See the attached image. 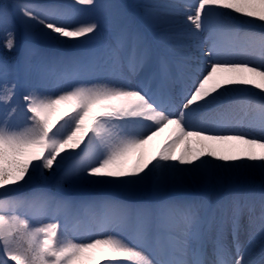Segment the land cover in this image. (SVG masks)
Instances as JSON below:
<instances>
[{
	"label": "snow or ice",
	"instance_id": "6c2138e0",
	"mask_svg": "<svg viewBox=\"0 0 264 264\" xmlns=\"http://www.w3.org/2000/svg\"><path fill=\"white\" fill-rule=\"evenodd\" d=\"M16 7L28 29L41 37L70 48L94 46L49 62L73 69L58 93L34 88L23 95L21 106L16 82L0 83V105L5 107L0 114V264H100L97 251L105 264H249L245 256L264 237V194L258 215L250 195L218 201L204 216L195 203L169 199L147 206L93 202L87 206L96 209L100 232L71 239L66 224L45 220L53 203L57 210H70L77 202L55 201L42 193L11 197L43 176L44 169L61 170L69 162L64 177L73 187L128 194L254 171L264 176V32L244 30L257 21L264 29V0H198L186 17L192 27L168 37L191 41L172 46L185 54L177 59L162 55L154 65L151 45L127 26L114 40H100L104 13L99 10L108 6L96 0L65 5L19 0ZM156 7L147 6L146 18L158 26ZM203 32L208 35L201 39ZM231 37H243L259 58H241V51L225 42ZM15 47V32L5 30L4 48ZM30 55V49L22 54L26 65ZM13 73V65L0 56V75ZM140 73L143 77L134 82ZM237 100L253 107L259 118L246 127L196 119ZM61 105L68 110L53 120ZM165 130H170L168 138L148 158L145 146ZM245 212L248 235L241 241ZM130 222L129 234L120 235ZM193 239L199 240L196 250ZM252 264H264V256Z\"/></svg>",
	"mask_w": 264,
	"mask_h": 264
},
{
	"label": "bare ground",
	"instance_id": "6f19581e",
	"mask_svg": "<svg viewBox=\"0 0 264 264\" xmlns=\"http://www.w3.org/2000/svg\"><path fill=\"white\" fill-rule=\"evenodd\" d=\"M65 1L70 2V0H31V2H35V3H39L43 5H46L47 3H51L52 5H65L67 4ZM120 1L121 0H106L107 3L105 5H107L108 8L106 9L101 8L99 10L103 12L104 15H106V18L108 21L105 27H101V30L99 33V38L101 41L114 40L116 36L114 38L109 37V34L111 32H116L117 34V32L122 26H127L129 30L132 31L133 33L139 32L141 34L142 32H141V29L138 27V24L133 23L134 19H137L138 21L141 22V24L145 26V29L143 30L142 35L145 39L149 38L151 42L150 45L152 49L154 50V52H157L160 55H169V56L171 55L173 59H177L180 56L185 54L181 50L175 49L172 46L176 44H180V43H191V41L169 39L168 37L178 32H187V30L192 27L190 25V22H187L186 17L188 14H191L192 12H194V8H195V5L198 3V0H193V1H189V0H127L128 8L130 9V13H131L130 15L124 12L125 6L121 5L122 9L118 7L119 4H124V2H120ZM18 2L19 0H8L7 3L10 7L9 9L11 10L13 17L15 18V23H17V25L28 35V38L26 39L27 41L36 42V43L43 44V45L49 44L44 47L47 49L49 48L54 49V45H55L59 48L57 52L60 57L80 55V54H83L87 49L94 46L90 44V45H84L83 47H80V48H70L62 44H55L41 37L40 35L34 33L33 31L28 29L25 18L19 14V10L16 7V4ZM96 2L97 4H99V3L105 2V0H96ZM148 5L157 6L154 9V11L161 19V22L159 23L158 26L149 23L146 18V8ZM188 5H191L192 7L189 8L187 7ZM232 15L235 16L236 14L232 13ZM240 19L243 21V20H247L248 18L241 17ZM259 25H260L259 21H257L255 25H244V30L252 31L255 33L264 32V29H262ZM144 32L146 34H144ZM207 35H208L207 32H203L200 34V38L204 39L205 37H207ZM50 42L52 44H50ZM243 43L245 44V41ZM204 47L206 50L208 45L205 44ZM191 51L194 54L199 55L198 50H196L195 48L191 49ZM250 51H253V50L247 43V45H245V47L241 50V54H242L241 58L250 59L248 55ZM52 58L54 59V57ZM19 68H20L19 65H17V67H14V72L15 71L18 72L15 78H16L17 88L19 89V91H21L20 87L34 85L36 82L34 80L27 79V76L24 75V70L22 66H21L22 69H19ZM69 69H71V67ZM64 72L65 71H62L61 69V73L57 76L58 77L57 80L59 81L54 90L49 91L47 89V92L46 91H41V92H43L44 94H50L53 91H56L57 93L59 91H63L66 86L67 80L71 78L73 71L66 73V74ZM134 78H136V76L132 78L133 81H134ZM178 86L180 90L181 85L179 84V82H178ZM252 91L258 92V90L256 89H253ZM225 105L213 111L200 113L196 116V119L200 120V119H203L205 116L210 115L211 113H216L220 111L221 109H223ZM67 110H68L67 105L59 106V110L53 114V120H57ZM240 112L242 114L240 113L238 116L254 115L255 117L258 114V112L253 107L248 106L244 103H243V109ZM235 125H240V123L236 122ZM169 132L170 130H165V132L155 137L152 141L149 142L147 146H145V152L148 158L154 155L156 151L159 149L160 145H162L166 141V139L169 136ZM182 147L183 146L181 145L180 147L176 149L177 154H179ZM70 163L71 162H69V165ZM69 165H66L64 169H67ZM32 185L25 187L22 191H24L27 188H31ZM47 186L51 187V184ZM226 186H234L233 190L227 192V193L233 194V196L250 195L253 198V202L255 203L256 213L257 215L259 214V210H260L259 198L261 197L262 194H264V176H262L259 173V171H254V172L242 175V176L231 177V178H219V179L213 178L207 182L188 181L183 186L171 188L163 192L145 190V191H141V192L134 193V194H128V193H115V192H109L106 190H98V189L77 188L71 185L68 188H63L65 190L59 191L56 194H52L49 197L50 198L58 197V200L59 199L62 200L63 198H66V197L69 198L70 200L74 198L73 202L77 201L78 205H83L84 204L83 200L85 201V203H87V205L93 202H98V201H103V200H113V201L122 202L128 205L133 204L134 206H147V205H155L161 199H169V200L181 201V202H192L193 200L192 197L202 196V195L208 197L211 200H214L218 197V195L221 193L223 188ZM18 193L14 194V196H12L11 198H14L16 195H18ZM200 208H201L200 214L205 215L206 210L204 209V207L201 206ZM84 209L87 211L88 214L90 215L93 214V219H92L93 221L91 220V222L94 223V226H98L94 219V212L96 211V209L94 207H88V206H86ZM65 210L60 209V212L61 211L62 212L58 214L57 213L58 210L55 208V206H53L52 208L49 209L48 211L49 213H47V216L49 217V219L45 220V222H56V223H60L61 225H65V223H67V221L69 220L70 226H67V227H69L70 230L72 226L76 227V231L72 234L73 237L86 236L87 235L86 233H82L80 231V224L83 225L82 221L80 222V219H77L75 217V216H79V214L81 213L80 208L78 206H74L72 209L67 210V213H65L66 215L64 216L63 213ZM52 217H55V219H52ZM241 225H242V230L240 233V240L246 241L247 235H248V214L247 212H245L244 215L241 217ZM259 225H260V221L257 220V228H259ZM130 226L131 225H128L126 226L127 228L125 227L124 229L120 230V235L127 236L129 234ZM96 231H98V229L95 230L93 234H98L100 232L99 231L98 233H96ZM96 238H103V237L97 235ZM227 241L229 244H231V241H232L231 232H228L227 234ZM209 243L211 244L210 241ZM207 249H209L208 258L211 259L212 247L208 244ZM94 256L97 259H100V264H105V261L101 258L102 254L100 252L97 251L96 253H94ZM262 256H264V237H261L259 239V242L252 249L251 253L245 256V260L246 261H251V260L258 261Z\"/></svg>",
	"mask_w": 264,
	"mask_h": 264
},
{
	"label": "rangeland",
	"instance_id": "374dc122",
	"mask_svg": "<svg viewBox=\"0 0 264 264\" xmlns=\"http://www.w3.org/2000/svg\"><path fill=\"white\" fill-rule=\"evenodd\" d=\"M7 2L8 0H0V56L7 58V60L13 65V67H17V65H19L20 66L19 69L23 68L24 75L27 76V79H31L36 82L34 85L20 87L21 91H19V89L17 88L18 89L17 101L22 106L25 103L23 102L22 97L24 94H27L30 90L35 88V89H39L40 91L47 92V89L49 91H52L55 89L56 87L55 85H57L59 81L57 80L58 78L57 76L61 73L60 69L62 65L60 66L59 64L53 65L49 62L56 60L57 58H61V57L59 56L57 52L59 48L55 45H54V49H51V48L47 49L44 47L49 44L43 45V44H39L36 42H30L26 40L28 38V35L17 25V23H15V18L13 17L11 10L9 9L10 7ZM120 2H124V4H119L118 7L122 9L121 5L125 6L124 12L130 15L131 13H130V9L128 8L127 0H121ZM66 3H69V2H66ZM106 3L107 2L105 0V2L99 3V5L103 6ZM46 5H52V4L47 3ZM107 23L108 21H107L106 15H104V19L102 21V27H105ZM5 30L15 32L16 47L12 51H8L7 49L4 48ZM113 35H116V32H111L109 34V37H112ZM50 44L52 43L50 42ZM26 49L31 50V55L29 57V62L27 65L24 63L22 59V54L25 52ZM52 57H54V59ZM46 63H48L47 67H45ZM17 73L18 72L15 71L12 75H9L8 77H4L0 75V83H2L5 79L16 82L15 77L17 76L16 75ZM4 111H5L4 105H0V114H2ZM13 122L14 123L16 122L15 119L13 120ZM65 171L66 169L56 170L55 166L53 170L51 171L44 169L43 176H40V175L37 176L35 182L33 183V187L27 188L24 191H20L18 195H16L14 198L27 199L29 197H32L36 194H41V193L49 197L52 194H56L59 191L65 190L63 188H68L72 185L71 182L64 177ZM36 184H39V185H36ZM49 184H51V188L47 186ZM226 188H234V186H226L223 188L221 192H223ZM53 199H55V201L60 200V199L58 200V197H55ZM73 199L74 198L70 200L69 198L66 197V198H63L62 200L74 201ZM83 202L84 204L82 205V207L78 205L81 211L84 210L83 208L86 205L84 200ZM53 206L55 205L52 204L50 208H52ZM61 212L60 210H58L57 213L60 214ZM64 213H67V210H65ZM65 224L67 226H70L69 220ZM75 231H76L75 226H72L71 230L69 229V227H67V237L69 239L73 238L72 234Z\"/></svg>",
	"mask_w": 264,
	"mask_h": 264
}]
</instances>
